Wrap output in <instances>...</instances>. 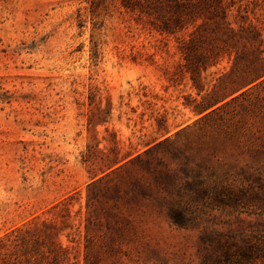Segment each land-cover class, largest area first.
Wrapping results in <instances>:
<instances>
[{"label":"rangeland","instance_id":"rangeland-1","mask_svg":"<svg viewBox=\"0 0 264 264\" xmlns=\"http://www.w3.org/2000/svg\"><path fill=\"white\" fill-rule=\"evenodd\" d=\"M261 174L264 0H0V264H234Z\"/></svg>","mask_w":264,"mask_h":264},{"label":"trees","instance_id":"trees-1","mask_svg":"<svg viewBox=\"0 0 264 264\" xmlns=\"http://www.w3.org/2000/svg\"><path fill=\"white\" fill-rule=\"evenodd\" d=\"M259 178L262 181L260 186H263V175H259ZM38 229L39 228L37 227L35 231H37ZM20 231H23V229H20ZM29 232V230L21 232V235L18 236L20 238L17 237V239L14 240V243H12L14 249L13 252H5L4 254L5 264H51L52 261L59 260V252L57 253L56 250H52L50 247L48 250L49 254L47 255V257H45L46 259L37 257L33 262L31 258L26 256V258L22 260L23 258L21 257V255H19L18 252L19 248L21 249L23 245L20 244V239H23L22 242L27 240V234ZM243 241L245 243L244 250L239 253L237 257L234 258L231 262L234 264H264V230L247 234L245 237H243ZM2 247L9 248L8 243L5 242Z\"/></svg>","mask_w":264,"mask_h":264}]
</instances>
